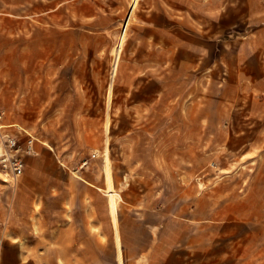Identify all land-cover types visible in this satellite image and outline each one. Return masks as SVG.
I'll use <instances>...</instances> for the list:
<instances>
[{
	"label": "rangeland",
	"instance_id": "obj_1",
	"mask_svg": "<svg viewBox=\"0 0 264 264\" xmlns=\"http://www.w3.org/2000/svg\"><path fill=\"white\" fill-rule=\"evenodd\" d=\"M105 5L99 10L87 0L86 19L72 8L67 54L42 51L46 20L7 22L0 36V108L6 110L0 123L8 119L35 136L38 149L92 172L104 173L107 150L119 221L131 224L135 236L147 235L144 222L184 226L187 251L199 260L208 255L223 264L239 250L248 264L264 257V116L248 94L224 97L202 85L197 92L188 77L181 97L172 83L150 103L136 101L138 85L128 78H137V70L126 67L125 53L133 19L116 54L127 15ZM62 40L55 35L51 42L59 48ZM3 178L0 172V248L2 237L15 228L29 234L31 225L30 206L14 205L18 184Z\"/></svg>",
	"mask_w": 264,
	"mask_h": 264
},
{
	"label": "crops",
	"instance_id": "obj_2",
	"mask_svg": "<svg viewBox=\"0 0 264 264\" xmlns=\"http://www.w3.org/2000/svg\"><path fill=\"white\" fill-rule=\"evenodd\" d=\"M91 1L99 10L105 4L112 11L125 10V16L132 3ZM72 8L76 18L88 17L87 0H0V36L6 35L8 21L36 16L47 22L48 39L42 51L70 53ZM131 11L125 53L126 67L137 70V78H128L141 88H134L141 96L136 101L150 103L152 94H167L172 83L174 94L181 97L188 77L197 92L202 85L204 91L221 92L224 97L248 94L254 112L264 116V0H138ZM55 35L63 39L59 48L51 42ZM47 64L53 61L47 59ZM151 69L158 74L152 75ZM12 124L3 120V131L17 134L24 143L27 135ZM260 129L264 132V125ZM34 149V154L24 157V173L12 184H18L12 194L14 205L26 203L31 208L30 233L15 228L10 237H2L0 264H215L208 255L199 260L187 251L191 243L183 237L184 226L171 230L144 222L147 235L135 236L131 224H120L113 187L114 223L105 173L38 149L36 141ZM226 257L223 264H248L240 250ZM252 264H264V257Z\"/></svg>",
	"mask_w": 264,
	"mask_h": 264
},
{
	"label": "built area",
	"instance_id": "obj_3",
	"mask_svg": "<svg viewBox=\"0 0 264 264\" xmlns=\"http://www.w3.org/2000/svg\"><path fill=\"white\" fill-rule=\"evenodd\" d=\"M6 114L4 108H0V119ZM18 133H25L27 139L24 143L19 142L17 134L3 131L0 123V172L4 176L3 180L16 183L24 173V157L34 154V141L36 137L27 132L21 126L12 124Z\"/></svg>",
	"mask_w": 264,
	"mask_h": 264
},
{
	"label": "bare ground",
	"instance_id": "obj_4",
	"mask_svg": "<svg viewBox=\"0 0 264 264\" xmlns=\"http://www.w3.org/2000/svg\"><path fill=\"white\" fill-rule=\"evenodd\" d=\"M137 1L138 0H132L131 7H130V11L133 10V8L136 5V2ZM130 11L128 12V15L126 16V18H125V20L123 22L122 30L119 33V39H118L117 44L115 46L116 47L115 48L116 50H114V48H113V51H115L116 54H118L119 51L121 50L122 45H123V42H124V40L126 38V30H127V27L130 24L131 19H132V11L131 12ZM116 57H117V55H116ZM104 165H105V167H104V173H105L106 184H107L106 189H107V192H108V202H109V206H110V209H111V214H112L113 222L115 223L116 222V218H115L116 196H115V194L113 192L111 168H110V165H109V156H108V153H106Z\"/></svg>",
	"mask_w": 264,
	"mask_h": 264
}]
</instances>
